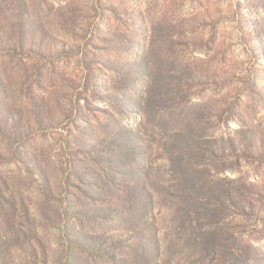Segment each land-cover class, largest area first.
<instances>
[{"label":"rangeland","instance_id":"obj_1","mask_svg":"<svg viewBox=\"0 0 264 264\" xmlns=\"http://www.w3.org/2000/svg\"><path fill=\"white\" fill-rule=\"evenodd\" d=\"M0 264H264V0H0Z\"/></svg>","mask_w":264,"mask_h":264}]
</instances>
